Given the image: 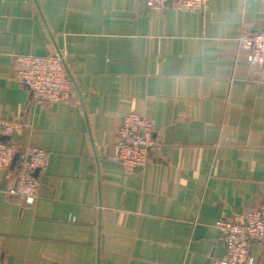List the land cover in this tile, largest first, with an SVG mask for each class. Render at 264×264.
Here are the masks:
<instances>
[{"label": "crops", "instance_id": "1", "mask_svg": "<svg viewBox=\"0 0 264 264\" xmlns=\"http://www.w3.org/2000/svg\"><path fill=\"white\" fill-rule=\"evenodd\" d=\"M264 0L201 10L146 0H0V117L7 137L49 153L30 208L0 171V264H213L220 219L264 198V65L242 33ZM24 55H60L68 101L37 103L16 79ZM153 122L144 166L111 162L128 113ZM253 264H264L253 242Z\"/></svg>", "mask_w": 264, "mask_h": 264}, {"label": "built area", "instance_id": "2", "mask_svg": "<svg viewBox=\"0 0 264 264\" xmlns=\"http://www.w3.org/2000/svg\"><path fill=\"white\" fill-rule=\"evenodd\" d=\"M207 1L146 0V3L150 9H162L170 5L179 11H194L203 9ZM237 40L249 49L250 65H264V29L242 33ZM15 79L37 103H61L68 101L71 95L72 84L59 55H24ZM21 129L22 125L17 121L0 117V171H5L11 180L6 193L18 198L23 207L30 208L38 197L39 175L45 171L49 152L35 144L15 145L7 140L8 136L19 133ZM155 145L153 122L140 113L131 112L121 118L115 130L116 153L108 159L130 171L135 166L147 163ZM14 155L17 157L11 168ZM215 225L219 229L225 252L213 264H253L254 257L250 253L253 242L260 244L264 257V198L235 219H220Z\"/></svg>", "mask_w": 264, "mask_h": 264}, {"label": "water", "instance_id": "3", "mask_svg": "<svg viewBox=\"0 0 264 264\" xmlns=\"http://www.w3.org/2000/svg\"><path fill=\"white\" fill-rule=\"evenodd\" d=\"M60 56V55H59ZM63 64H64V67H65V63H64V61H63ZM65 69H66V67H65ZM66 72H67V74L69 73L68 71H67V69H66ZM68 77L70 78V74H68ZM71 79V78H70ZM70 81H72V80H70ZM3 139L4 138H6V137H2ZM16 157H17V155H14L13 156V159H12V161H11V164H10V167L11 168H13L14 167V164H15V161H16Z\"/></svg>", "mask_w": 264, "mask_h": 264}]
</instances>
